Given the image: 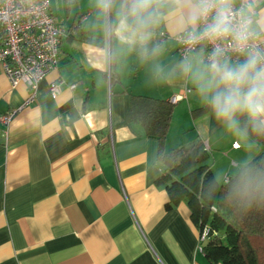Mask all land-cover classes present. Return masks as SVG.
I'll return each instance as SVG.
<instances>
[{"label": "crops", "instance_id": "1", "mask_svg": "<svg viewBox=\"0 0 264 264\" xmlns=\"http://www.w3.org/2000/svg\"><path fill=\"white\" fill-rule=\"evenodd\" d=\"M256 12L264 15V0ZM50 13L65 33L34 103L19 109L29 89L11 88L0 70V117L16 111L0 123V264H209L186 204L165 208L157 140L128 121L130 95H183L165 149L202 140L217 181L260 146L239 123L230 130L219 121L182 73L173 37L184 31L173 17L153 25L145 56L140 34L121 25L117 0L107 14L96 0H52ZM53 81L61 83L56 98Z\"/></svg>", "mask_w": 264, "mask_h": 264}, {"label": "trees", "instance_id": "2", "mask_svg": "<svg viewBox=\"0 0 264 264\" xmlns=\"http://www.w3.org/2000/svg\"><path fill=\"white\" fill-rule=\"evenodd\" d=\"M117 1L123 13L126 0ZM172 112L167 100L130 95L128 121L157 140L162 174L155 183L166 191L165 208L184 202L199 235L206 229L199 248L209 264H264V133L255 131L246 115L238 116L240 129L261 149L236 173L225 175L227 182L219 183L202 140L165 149Z\"/></svg>", "mask_w": 264, "mask_h": 264}, {"label": "clouds", "instance_id": "3", "mask_svg": "<svg viewBox=\"0 0 264 264\" xmlns=\"http://www.w3.org/2000/svg\"><path fill=\"white\" fill-rule=\"evenodd\" d=\"M107 14L113 0H96ZM260 0H126L121 25L140 34L145 56L152 27L162 16L173 17L185 32V44L193 53L181 61L182 73L196 85L202 100L228 129L246 115L257 132L264 133V15L256 12ZM203 41L213 45L208 62L195 54ZM158 48L151 50L155 55ZM241 59L232 61L228 53Z\"/></svg>", "mask_w": 264, "mask_h": 264}, {"label": "built area", "instance_id": "4", "mask_svg": "<svg viewBox=\"0 0 264 264\" xmlns=\"http://www.w3.org/2000/svg\"><path fill=\"white\" fill-rule=\"evenodd\" d=\"M52 0H0V29L3 38L0 43V70L6 75L11 88L18 83H24L29 93L19 109L34 103L39 82L53 71L57 66L59 57V44L65 33V28L60 26L50 13ZM85 16L80 17L84 21ZM177 43V52L180 57L185 58L192 52L185 44V32L173 37ZM257 47L264 49V41L260 38ZM213 45L203 41L197 45L195 50H204V62L212 52ZM232 61L241 59L234 52L228 53ZM60 82L53 81L49 84V93L56 98L60 90ZM74 88V85L69 87ZM184 98L177 94L170 98V103L175 104ZM11 110L0 117V123L7 126L14 114ZM207 148L206 144L204 143ZM233 148L238 145L234 143ZM227 176L224 182H227ZM206 234V229L199 235L201 241ZM200 250V248L198 247Z\"/></svg>", "mask_w": 264, "mask_h": 264}, {"label": "rangeland", "instance_id": "5", "mask_svg": "<svg viewBox=\"0 0 264 264\" xmlns=\"http://www.w3.org/2000/svg\"><path fill=\"white\" fill-rule=\"evenodd\" d=\"M218 176H219V177H217V178H218V181H219V182H223V178H224L225 176H222V175H221V177H220V175H218Z\"/></svg>", "mask_w": 264, "mask_h": 264}]
</instances>
